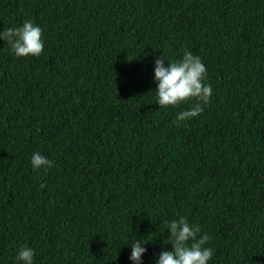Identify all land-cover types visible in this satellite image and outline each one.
I'll return each mask as SVG.
<instances>
[{"label":"trees","instance_id":"16d2710c","mask_svg":"<svg viewBox=\"0 0 264 264\" xmlns=\"http://www.w3.org/2000/svg\"><path fill=\"white\" fill-rule=\"evenodd\" d=\"M27 20L41 55L0 41V264L21 246L133 264L136 239L156 264L180 217L210 237L207 264H264V0H0V32ZM186 49L212 96L177 127L194 101L159 107L154 61Z\"/></svg>","mask_w":264,"mask_h":264},{"label":"clouds","instance_id":"9594fccd","mask_svg":"<svg viewBox=\"0 0 264 264\" xmlns=\"http://www.w3.org/2000/svg\"><path fill=\"white\" fill-rule=\"evenodd\" d=\"M43 30L27 20L22 26L10 27L0 32V41H6L11 52L17 58L42 54L44 42ZM161 56L154 61V83L156 84L155 103L161 108L169 106L178 108L182 103L194 101L189 110L177 114L173 124L177 127L182 122L197 117L204 111V106L211 102L212 86L205 83L207 78L206 66L199 56L190 50H184L180 59L167 61ZM50 161L39 152H34L30 164L34 171L47 170L53 167ZM45 187L44 184L40 185ZM168 243L171 251L159 253L156 264H207L214 254V249L206 247L210 241L207 234L200 235V226L190 224L185 217L166 221ZM149 241L136 239L131 245L129 259L133 264H142V257L147 249L143 247ZM35 251L31 247L21 246L16 252L17 264H34Z\"/></svg>","mask_w":264,"mask_h":264}]
</instances>
